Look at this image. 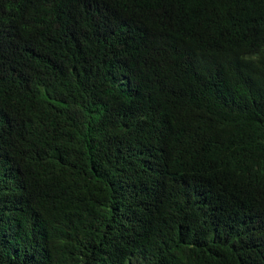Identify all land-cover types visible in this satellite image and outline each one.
<instances>
[{"label": "trees", "instance_id": "16d2710c", "mask_svg": "<svg viewBox=\"0 0 264 264\" xmlns=\"http://www.w3.org/2000/svg\"><path fill=\"white\" fill-rule=\"evenodd\" d=\"M0 264H264V0H0Z\"/></svg>", "mask_w": 264, "mask_h": 264}]
</instances>
